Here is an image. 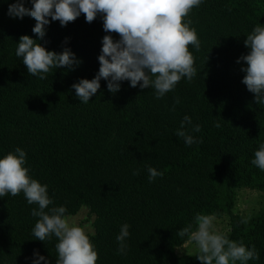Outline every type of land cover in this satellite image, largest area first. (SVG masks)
<instances>
[{"label": "trees", "instance_id": "16d2710c", "mask_svg": "<svg viewBox=\"0 0 264 264\" xmlns=\"http://www.w3.org/2000/svg\"><path fill=\"white\" fill-rule=\"evenodd\" d=\"M14 2L0 0V155L24 149L30 175L48 185L54 205H65L67 215L84 207L94 215L89 237L97 264H202L198 253H176L190 240L179 230L194 228L198 214L228 216L229 239L255 246L259 259L248 264H264V206L249 219L234 213L238 190L264 193V171L251 164L264 142V103L242 82L246 62L237 63L248 52L246 34L264 24V0H204L193 8L187 19L201 41L199 52L190 46L197 76L182 79L163 99L128 81L113 94L101 79L87 104L71 86L99 70L101 17L88 23L81 14L67 26H46L40 42L56 52L69 47L82 62L40 80L15 55L21 35L37 37L34 18L6 14ZM186 114L201 126L194 133L200 142L191 147L175 135ZM148 166L162 176L149 182ZM33 207L23 193L0 198V264H31L34 250L55 264L56 238L32 236ZM124 223L130 225L126 255L116 240Z\"/></svg>", "mask_w": 264, "mask_h": 264}, {"label": "clouds", "instance_id": "9594fccd", "mask_svg": "<svg viewBox=\"0 0 264 264\" xmlns=\"http://www.w3.org/2000/svg\"><path fill=\"white\" fill-rule=\"evenodd\" d=\"M15 0L9 3L7 15L13 19L25 16L34 18L32 32L36 39L21 35L17 41L15 55L22 59L29 75L40 80L47 78L52 69L73 70L82 61L69 48L61 52L48 50L40 41L44 40L46 26L59 21L62 27L84 14L88 23L97 16L103 21L102 48L98 56L99 70L92 79L81 78L72 84L80 103L87 104L101 87V79L107 81L108 90L115 94L121 82L128 81L130 87L151 88L157 100L175 90L177 84L186 79L191 82L197 76L195 57L201 41L191 20L187 19L193 8H198L204 0ZM112 33L119 35L114 39ZM247 54L241 55L237 63L246 62L242 82L255 96L258 104L264 103V24H256L246 34L244 41ZM180 103L176 97L175 104ZM216 127H220L217 122ZM201 126L193 124L192 117L184 115L175 135L191 147L200 140L194 135ZM251 164L264 171V142L258 145ZM149 182H153L162 172L148 166ZM138 175L139 170H133ZM23 193L28 205H36L31 215L36 217L32 236L42 242L56 238L55 264H97L98 252L86 230L70 223L65 205H54L49 195L48 185L42 184L30 175L27 153L16 147L0 155V198L8 194ZM52 205V207H49ZM215 217L198 214L195 227L189 225L179 230L181 237L188 236L198 248L196 256L202 264H248L259 259L255 246H247L243 241H233L214 226ZM247 222V220L243 221ZM130 225L124 223L116 236L118 253L127 254V239ZM31 264H51V261L34 250L29 258Z\"/></svg>", "mask_w": 264, "mask_h": 264}, {"label": "rangeland", "instance_id": "374dc122", "mask_svg": "<svg viewBox=\"0 0 264 264\" xmlns=\"http://www.w3.org/2000/svg\"><path fill=\"white\" fill-rule=\"evenodd\" d=\"M264 206V193L250 189L238 190L234 213L240 214L249 219L257 214ZM70 223H75L84 228L91 235L94 233L93 221L94 215L89 213L87 208H82L76 215H68ZM214 226L218 232L227 233L230 229L228 216L215 218ZM178 255L197 254L198 248L194 242L189 240L183 246L176 249Z\"/></svg>", "mask_w": 264, "mask_h": 264}]
</instances>
